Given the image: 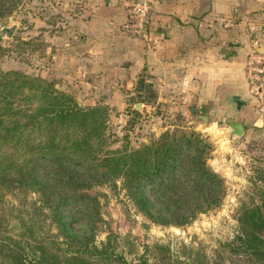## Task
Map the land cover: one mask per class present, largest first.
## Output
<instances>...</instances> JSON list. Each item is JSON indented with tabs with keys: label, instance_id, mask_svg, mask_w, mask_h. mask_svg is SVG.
Here are the masks:
<instances>
[{
	"label": "trees",
	"instance_id": "trees-1",
	"mask_svg": "<svg viewBox=\"0 0 264 264\" xmlns=\"http://www.w3.org/2000/svg\"><path fill=\"white\" fill-rule=\"evenodd\" d=\"M18 1L0 0V20ZM134 91L135 102L155 97L142 77ZM105 110L79 105L39 76L0 70V264H152L144 255L128 263L108 233L95 243V188L116 181L155 225L182 227L221 206L224 180L206 162V137L176 127L137 146L108 148ZM27 195L35 196L28 210L5 206L6 197ZM234 220L235 233L220 245L231 264H264V191ZM198 262L208 264L205 256Z\"/></svg>",
	"mask_w": 264,
	"mask_h": 264
},
{
	"label": "rangeland",
	"instance_id": "rangeland-1",
	"mask_svg": "<svg viewBox=\"0 0 264 264\" xmlns=\"http://www.w3.org/2000/svg\"><path fill=\"white\" fill-rule=\"evenodd\" d=\"M84 2L19 0L17 7L0 20V29L14 26L10 37H0V70H18L39 76L52 82L56 89L70 93L79 105L104 106L108 148L118 147L123 141L137 146L156 138L165 129L176 127L201 133L212 144L206 162L223 178L225 185V196L218 209L200 213L182 227L148 222L132 207L119 189L118 181L115 187H96L100 219L94 230L95 243L104 241L108 233L114 247L128 263L144 255L152 264H197L203 256L208 264H231L220 245L235 233V211L241 204L258 201L264 191V112L257 110L250 97V104L238 109L227 103L226 110H210L214 105L206 103L208 121L202 123L197 110L200 102L180 90L162 94L157 81L150 82L144 75L142 78L151 83L155 97L141 102H135L136 80L133 84L125 83L122 94L113 97L86 94L78 88L79 84L63 82L62 77L52 74L55 68L52 52L55 44L61 43L58 37L63 40L71 27L72 12H77ZM231 122L242 124L240 137L229 134L227 125ZM34 198V195L24 199L6 197L5 206L11 207L15 214L28 210Z\"/></svg>",
	"mask_w": 264,
	"mask_h": 264
},
{
	"label": "crops",
	"instance_id": "crops-1",
	"mask_svg": "<svg viewBox=\"0 0 264 264\" xmlns=\"http://www.w3.org/2000/svg\"><path fill=\"white\" fill-rule=\"evenodd\" d=\"M146 1L140 37L125 27L122 0H85L58 37L52 74L86 94L121 95L144 75L162 94L180 90L199 107L248 106L243 63L249 50L264 53V0Z\"/></svg>",
	"mask_w": 264,
	"mask_h": 264
},
{
	"label": "built area",
	"instance_id": "built-area-1",
	"mask_svg": "<svg viewBox=\"0 0 264 264\" xmlns=\"http://www.w3.org/2000/svg\"><path fill=\"white\" fill-rule=\"evenodd\" d=\"M127 27L134 36L142 37L146 31L150 5L146 0H122ZM247 93L259 112H264V53L249 50L243 63Z\"/></svg>",
	"mask_w": 264,
	"mask_h": 264
},
{
	"label": "water",
	"instance_id": "water-1",
	"mask_svg": "<svg viewBox=\"0 0 264 264\" xmlns=\"http://www.w3.org/2000/svg\"><path fill=\"white\" fill-rule=\"evenodd\" d=\"M13 30H14V26L13 25L12 26H3L0 29V37H2V36L5 37V38L10 37ZM232 100H234L236 102V107L240 106L241 102H239L236 99H232ZM137 106H138V104H135L134 108H137ZM188 109H189V112H190L191 107H189ZM197 110L200 113L198 115V118L201 119L202 123H207L208 117L205 114V111H206L205 108L203 106H200ZM212 124L215 126L214 122H211V125ZM227 127H228V130H229V134L231 136L240 137L243 134V127H242L241 123L231 122V123H228Z\"/></svg>",
	"mask_w": 264,
	"mask_h": 264
}]
</instances>
